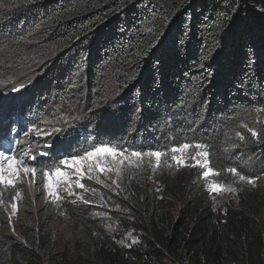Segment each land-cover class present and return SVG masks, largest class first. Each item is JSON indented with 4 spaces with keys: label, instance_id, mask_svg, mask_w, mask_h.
Listing matches in <instances>:
<instances>
[{
    "label": "trees",
    "instance_id": "obj_1",
    "mask_svg": "<svg viewBox=\"0 0 264 264\" xmlns=\"http://www.w3.org/2000/svg\"><path fill=\"white\" fill-rule=\"evenodd\" d=\"M0 4V150L26 155L40 188V170L102 146L166 156L207 145L213 173L236 168L257 181L219 210L199 184H182L175 214L146 186L120 204L115 232L92 226L75 243L39 197L22 202L21 189L0 185V203L16 205L12 221L0 215V264H264V142L243 127L264 136V0ZM25 74L22 100L7 97L6 77ZM60 109L71 126L36 137Z\"/></svg>",
    "mask_w": 264,
    "mask_h": 264
},
{
    "label": "rangeland",
    "instance_id": "obj_2",
    "mask_svg": "<svg viewBox=\"0 0 264 264\" xmlns=\"http://www.w3.org/2000/svg\"><path fill=\"white\" fill-rule=\"evenodd\" d=\"M6 54L7 50L0 48V63L5 61ZM29 76L25 74L23 76L13 75L6 77L4 85L6 86L7 97L22 100L29 85V81H27ZM20 84L24 85L22 90L19 92L13 91V88ZM72 121L73 119L65 116L60 109L55 112L53 119L45 124L39 133H36V137L41 136L43 139L52 137L58 132L55 131L56 129L60 131L64 126H71ZM199 151L202 150L191 151L187 149L183 153L177 152L161 156L159 164H157L156 157L147 155L141 158L123 155L115 160L112 157H107L109 165L114 169L111 172H101L95 166H93L92 171H89L88 163L90 162H85L82 166V174H78L74 168H66L61 164V170L68 173L72 182L71 191L74 194L69 195L68 185L61 181L56 189L57 194L61 197L59 200L49 195L47 188L44 186L45 178H43V186L40 188L38 175L33 179L31 174L27 177L21 174L22 181L17 182L15 188L22 190L19 196L20 201L26 202L27 199L34 196L37 200L39 197V200L44 205L51 207L55 214L54 228L59 232L63 240L75 243L78 240L83 241V238H86L93 228L92 226L95 228L103 226L108 229V232H115L118 226L116 213H123L120 204L123 206L134 205V202H129L128 200L133 201L134 196L142 195V189L146 186L157 189L158 203L162 205L164 210H169L175 214L180 207V199L182 200L183 196L182 184H199L203 192L212 197L215 210H219L229 199L233 198L236 191L242 187L252 186L257 183L256 180L254 184L241 181L238 175L230 172L216 175L209 169L208 164L205 167H201L197 163L198 160L202 159L198 155ZM10 154L15 155L13 151ZM174 156L180 158L182 162L178 164L177 160L173 158ZM19 157L25 161L28 159L26 155ZM119 160H123V164H120ZM206 171L210 173L207 177L204 175ZM238 172L241 174L240 170ZM244 176L246 175L244 174ZM97 177L102 183L97 182ZM246 177L254 180L249 176ZM77 181L84 184L85 188L78 187ZM217 185L222 190L213 191V186ZM3 187L5 190L12 188L5 185ZM229 188L235 189V191H228L227 189ZM80 197H83V199ZM122 198L126 200L121 201ZM12 205L5 206L0 203V215L2 219L5 218L9 222L12 221L13 214L16 211H13ZM80 205L91 207L85 218L79 216L78 210L71 211L75 210L74 206ZM126 214H130V212L126 211ZM136 239L137 236L131 229L126 234V241L130 240L133 242Z\"/></svg>",
    "mask_w": 264,
    "mask_h": 264
},
{
    "label": "snow or ice",
    "instance_id": "obj_3",
    "mask_svg": "<svg viewBox=\"0 0 264 264\" xmlns=\"http://www.w3.org/2000/svg\"><path fill=\"white\" fill-rule=\"evenodd\" d=\"M0 7H3V4H0ZM24 87L23 84H20L18 86H15L13 88V91H21L22 88ZM259 111H264V109H258ZM244 128L247 129V131L251 134V137L256 138L257 142H264V136H262L260 133H258L255 129L248 127L247 124L243 125ZM33 131H39V129H34ZM55 131H59V129H56ZM236 137L239 138L240 141H243L247 143L245 136L241 132H236L235 133ZM238 145H233V147H237ZM190 147H195L196 149H200L202 151L198 152V155L202 157L201 160H198L197 163L201 167H205L209 163V152L206 150L207 145H202V144H197V145H189L185 144L183 145V148L177 149L173 148L171 151L173 153L181 152L183 153L185 150L189 149ZM11 149H5V150H0V185H5V186H10L12 188L16 187L17 182L22 181V176L23 174L24 177L29 176L31 174V177L35 179L37 175V168L32 167L26 163V161L22 158H20L18 155L10 154ZM124 154L122 152H117L116 149H113L111 147L107 146H102L99 148H95L93 151H89L86 153L85 156L81 157H75L72 159H64L60 161V164L64 165L66 168H74L75 172L78 174H82L83 172V164L85 162H90L88 163V169L89 171H92L93 166L95 168L99 169V171L104 172V171H113L114 169L109 165V161L107 157H112L113 160L117 159L118 157L123 156ZM132 156H135L137 158H141L143 155L147 156H154L156 157L157 164H159L160 158L163 155L161 152H154V153H140V152H133L131 154ZM103 157V158H101ZM34 158V157H33ZM174 159L177 160V163H181V159L178 157H173ZM127 159V157H125ZM123 160H119L120 164H123ZM42 176L45 178L44 180V186L47 188L49 195L54 196L57 200L61 199V197L57 194L56 189L59 186L60 182L62 181L63 183L68 185V193L69 195H72L71 191V184L72 182L69 179L68 173L65 171H62L59 166L51 169L50 171H44L40 170ZM228 171L230 173H233L234 175H238L239 179L241 181H247L249 184H254L255 180L249 179L244 175H241L236 168H229ZM210 173L205 172L204 175L207 177ZM218 175L219 173H215ZM97 182L102 183V181L99 180V177H97ZM77 186L80 188H85L84 184L79 183L78 181L76 182ZM213 191H219L222 190L220 186H213L212 188ZM228 191H235V189H227ZM95 192V190H93ZM19 194L17 193V196ZM83 199V197H80ZM13 211L16 210V205H12ZM133 242H136L135 240Z\"/></svg>",
    "mask_w": 264,
    "mask_h": 264
},
{
    "label": "bare ground",
    "instance_id": "obj_4",
    "mask_svg": "<svg viewBox=\"0 0 264 264\" xmlns=\"http://www.w3.org/2000/svg\"><path fill=\"white\" fill-rule=\"evenodd\" d=\"M55 139V138H54ZM53 141V140H52ZM48 142V141H47ZM67 157V156H66ZM5 201V200H4ZM36 222V221H35Z\"/></svg>",
    "mask_w": 264,
    "mask_h": 264
}]
</instances>
